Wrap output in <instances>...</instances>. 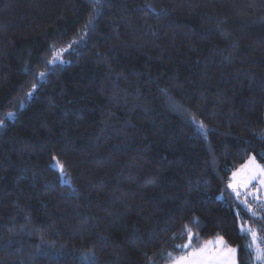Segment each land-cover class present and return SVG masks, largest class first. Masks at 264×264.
Returning a JSON list of instances; mask_svg holds the SVG:
<instances>
[{"label": "trees", "instance_id": "trees-1", "mask_svg": "<svg viewBox=\"0 0 264 264\" xmlns=\"http://www.w3.org/2000/svg\"><path fill=\"white\" fill-rule=\"evenodd\" d=\"M0 121V264L264 250L227 192L264 166V0H0Z\"/></svg>", "mask_w": 264, "mask_h": 264}, {"label": "rangeland", "instance_id": "rangeland-1", "mask_svg": "<svg viewBox=\"0 0 264 264\" xmlns=\"http://www.w3.org/2000/svg\"><path fill=\"white\" fill-rule=\"evenodd\" d=\"M255 166L264 167L259 164L254 157H249L244 164L234 170L227 183V192L228 195L237 200L246 211L252 216L258 217L259 221L264 223V185L260 183L262 178L259 173H256L255 179H249L253 175ZM229 185H232V187H229ZM236 192L240 193L239 197L236 195ZM245 201L247 203H245ZM240 229L249 237L248 247L254 253L253 264H264V258L262 256L263 245L260 242L259 236V230H262L260 224L252 225L250 222H246L245 224L240 223ZM248 229H251V231H248ZM253 233H255V238L253 237ZM217 250L216 248L215 251ZM236 263L237 253L236 255L234 254V256L233 254L225 253L221 255L218 260H210L208 262V264Z\"/></svg>", "mask_w": 264, "mask_h": 264}, {"label": "snow or ice", "instance_id": "snow-or-ice-1", "mask_svg": "<svg viewBox=\"0 0 264 264\" xmlns=\"http://www.w3.org/2000/svg\"><path fill=\"white\" fill-rule=\"evenodd\" d=\"M94 3L100 6L101 0H94ZM52 62L53 61H49V63H52ZM43 75H44L43 73H40L41 77ZM33 88H35V85H33ZM29 95H31V93H29ZM8 115L11 116L13 114L9 113ZM2 123L3 121H0V124ZM61 169H62V166H61ZM256 173H259L260 177L262 178L260 180V183L264 185V167L255 166L253 170V175L249 179H255ZM229 187H232V185H229ZM236 195L239 197L240 193L236 192ZM245 203L247 202L245 201ZM248 231H251V229H248ZM184 236L187 237L185 243L182 245H176L177 248H181L185 250L184 255L178 258H175L172 261V264H208L210 260H218L219 257L221 255H224L225 253L231 254L236 251L235 249L228 247L226 242L223 240V237L221 236H217L214 240L204 242L199 247L194 246L193 240L199 241V235L193 234L191 228L188 227L187 225L185 226V229L183 233L181 234L182 238ZM253 237L255 238V233H253ZM216 245L220 246L219 251L213 250V247Z\"/></svg>", "mask_w": 264, "mask_h": 264}, {"label": "crops", "instance_id": "crops-1", "mask_svg": "<svg viewBox=\"0 0 264 264\" xmlns=\"http://www.w3.org/2000/svg\"><path fill=\"white\" fill-rule=\"evenodd\" d=\"M218 249L217 251H219V248H220V246L219 245H216V246H214L213 247V250L215 251V249ZM231 254H233V256H234V254L236 255V251L234 252V253H231ZM182 256V255H181ZM180 257V256H179ZM178 258V257H177ZM169 264H172V262L171 263H169ZM237 264V263H236Z\"/></svg>", "mask_w": 264, "mask_h": 264}]
</instances>
